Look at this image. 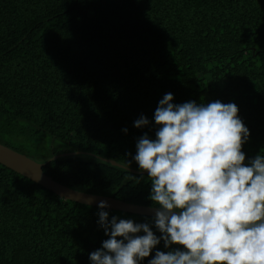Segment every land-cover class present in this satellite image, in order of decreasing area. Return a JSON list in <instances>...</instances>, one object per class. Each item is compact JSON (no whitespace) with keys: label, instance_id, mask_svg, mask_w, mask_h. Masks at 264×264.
<instances>
[{"label":"trees","instance_id":"trees-1","mask_svg":"<svg viewBox=\"0 0 264 264\" xmlns=\"http://www.w3.org/2000/svg\"><path fill=\"white\" fill-rule=\"evenodd\" d=\"M167 93L234 103L245 163L264 155V0H0V144L39 163L81 152L43 167L57 183L153 207L147 173L99 158L140 171L136 142L155 138ZM105 210L160 236L152 217ZM98 211L0 164V264H90L108 239Z\"/></svg>","mask_w":264,"mask_h":264},{"label":"clouds","instance_id":"clouds-1","mask_svg":"<svg viewBox=\"0 0 264 264\" xmlns=\"http://www.w3.org/2000/svg\"><path fill=\"white\" fill-rule=\"evenodd\" d=\"M167 93L153 114L155 138L136 142L133 160L147 173L152 224L109 220L106 201L98 224L108 239L90 264H264V155L245 163L249 129L234 103L173 104ZM149 125L143 115L135 128ZM123 131L127 132V129ZM141 233H143L141 235Z\"/></svg>","mask_w":264,"mask_h":264},{"label":"water","instance_id":"water-1","mask_svg":"<svg viewBox=\"0 0 264 264\" xmlns=\"http://www.w3.org/2000/svg\"><path fill=\"white\" fill-rule=\"evenodd\" d=\"M79 154H82V153L76 152V153L60 154V155L53 156L52 158H50L44 163H39L23 154H20L0 144V164L1 165L31 180L32 182L39 184L40 186L50 190L51 192H53L54 194H56L58 197L62 198L63 200H68L74 203H79V204L93 206V207H97L98 203L103 200L109 204L110 207L107 209H110V210H115V211H119L123 213L133 214V215L147 216V217L153 216V212L150 211L151 207L139 206V205L126 203V202L114 199L112 197L79 192V191L70 189L64 185L57 183L56 181L48 177L43 172V167L49 164L51 161L56 160L58 158L79 155ZM99 159L107 163H110L114 166L120 167L124 170H127L131 173H135V174L146 173V172L142 173L140 171L132 170L110 159H105V158H99Z\"/></svg>","mask_w":264,"mask_h":264}]
</instances>
